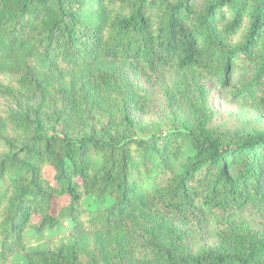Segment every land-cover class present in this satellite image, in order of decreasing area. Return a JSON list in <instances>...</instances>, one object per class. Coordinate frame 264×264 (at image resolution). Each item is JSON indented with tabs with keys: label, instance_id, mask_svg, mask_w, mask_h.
<instances>
[{
	"label": "trees",
	"instance_id": "16d2710c",
	"mask_svg": "<svg viewBox=\"0 0 264 264\" xmlns=\"http://www.w3.org/2000/svg\"><path fill=\"white\" fill-rule=\"evenodd\" d=\"M245 64L232 92L264 106V0H0V264H264L240 212L264 132L212 127L204 82ZM139 65L185 76L191 123L137 126ZM209 213L221 246L194 255L174 217ZM64 221L71 243L29 250L28 232Z\"/></svg>",
	"mask_w": 264,
	"mask_h": 264
},
{
	"label": "rangeland",
	"instance_id": "374dc122",
	"mask_svg": "<svg viewBox=\"0 0 264 264\" xmlns=\"http://www.w3.org/2000/svg\"><path fill=\"white\" fill-rule=\"evenodd\" d=\"M203 0H193L195 5H200ZM227 15V12H225ZM247 15V14H246ZM228 18V17H227ZM227 20L219 18V26H223ZM249 17L245 16L239 29L231 36L224 37L225 44H234L241 40L246 31ZM257 47L254 48V52ZM133 83L142 89L147 95L146 106H134L131 108V116L139 128H147L155 125H168L172 120H179L191 123V107L189 102L180 96L179 85L185 76L178 73H164L158 77L152 75L144 66L127 70ZM253 72L250 64L242 65L235 70H230L229 83L227 86L221 85L213 78L205 80L209 86L208 106L212 110L210 125L230 132H264V106L257 102V96L234 95L233 86L239 84ZM7 75L0 74V79L8 78ZM7 148L0 142V157L5 154ZM258 162L253 166L260 172L261 190L259 195H253L244 205L240 212L248 227L264 238V148L257 153ZM243 166V165H240ZM236 173V169H233ZM254 179L250 181L252 188ZM174 223L184 233L188 250L192 254H197L203 250L214 249L221 246L216 220L213 213L205 214L201 222L190 218L174 217ZM56 237L64 243L73 241L70 235V222L64 221L57 230H49L42 235L34 232L26 234L29 250L46 249L50 240ZM14 264H26L21 256L14 257Z\"/></svg>",
	"mask_w": 264,
	"mask_h": 264
}]
</instances>
